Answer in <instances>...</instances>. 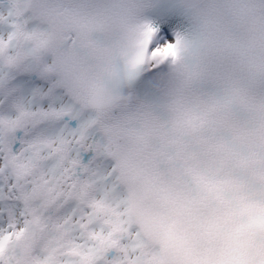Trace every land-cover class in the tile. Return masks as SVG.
Wrapping results in <instances>:
<instances>
[{
    "label": "clouds",
    "instance_id": "clouds-1",
    "mask_svg": "<svg viewBox=\"0 0 264 264\" xmlns=\"http://www.w3.org/2000/svg\"><path fill=\"white\" fill-rule=\"evenodd\" d=\"M0 264H264V0H0Z\"/></svg>",
    "mask_w": 264,
    "mask_h": 264
},
{
    "label": "snow or ice",
    "instance_id": "snow-or-ice-1",
    "mask_svg": "<svg viewBox=\"0 0 264 264\" xmlns=\"http://www.w3.org/2000/svg\"><path fill=\"white\" fill-rule=\"evenodd\" d=\"M164 34H165V36H167L166 32ZM170 47H171L170 43L165 41L164 44H163V51L167 52Z\"/></svg>",
    "mask_w": 264,
    "mask_h": 264
}]
</instances>
